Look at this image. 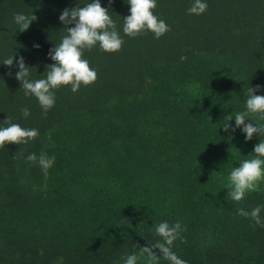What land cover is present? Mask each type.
<instances>
[{
    "label": "trees",
    "instance_id": "obj_1",
    "mask_svg": "<svg viewBox=\"0 0 264 264\" xmlns=\"http://www.w3.org/2000/svg\"><path fill=\"white\" fill-rule=\"evenodd\" d=\"M90 2L0 0V128L8 126V119L39 132L28 144L0 148V264H124L139 245L160 240L154 229L165 221L157 214L122 211L113 192L93 180L92 171L101 165L132 182L140 170L176 168L204 135L202 122L234 126L235 113L246 110L248 88L260 85L254 94L264 96V0H202L208 8L200 15L187 11L194 0H156L153 14L170 27L159 39L150 31L125 35L127 0L111 5L100 0L124 43L115 53L98 45L85 50L96 81L76 92L70 85L54 90L55 104L43 115L38 100L25 96L15 79L16 60L24 57L29 79L46 78L48 65L55 63L49 50L61 43L67 27H74L63 25L60 13ZM17 13L36 20L21 32L14 22ZM9 56L11 68L2 63ZM176 98L190 120L182 113L163 116L175 110ZM205 99H211L210 106ZM24 107L28 117L21 113ZM228 116L233 119L227 121ZM235 132L244 138L240 129ZM32 153L55 156L41 179L34 175L38 163L26 159ZM87 184L86 193L75 192ZM260 189L257 198L247 201L253 195L248 192L240 203L246 211L261 206L264 220V184ZM200 220L178 221L186 226L181 232L185 242L175 241L172 251L182 259L264 264V245L254 247L264 227L230 209L220 210L211 227ZM159 264L169 262L161 257Z\"/></svg>",
    "mask_w": 264,
    "mask_h": 264
},
{
    "label": "clouds",
    "instance_id": "obj_2",
    "mask_svg": "<svg viewBox=\"0 0 264 264\" xmlns=\"http://www.w3.org/2000/svg\"><path fill=\"white\" fill-rule=\"evenodd\" d=\"M112 0H109L111 5ZM130 5V14L123 18L122 31L129 37H136L146 32H151L154 38L159 39L165 33L170 31V27L153 14L156 8V0H127ZM208 8L207 3L202 0H194L191 7L187 9L189 14L200 15ZM59 21L67 26L74 24V27H67V35L62 38L61 43L50 49L48 56L55 61L48 65L49 70L46 78L37 80L29 79V67L26 66L24 57L20 56L16 60L18 71L15 73V79L20 82L25 96H34L41 108L43 115H47L49 109L55 104L54 90L61 86H71V90L76 92L81 85L88 86L97 79V73L89 66L86 59L83 58L85 50H91L97 45L100 50L107 53L118 52L124 41L116 28V22L109 15V9L102 7L100 0H91L85 6L64 9L58 17ZM36 16H27L17 13L14 16V22L19 26V31L27 30ZM39 48L38 44L33 45ZM5 66L11 68L13 65V56H9L2 62ZM9 75H12L9 72ZM260 85L249 87L247 90L248 98L246 100V110L235 114V126L229 123L222 125L224 131L229 130L234 133L237 128L245 134V140H251L254 133L264 135V125L256 122L258 117L264 120V96L255 95L260 89ZM24 117L30 115L27 107L21 109ZM246 118H251L253 123H245ZM232 116L227 117V121L232 120ZM8 126L0 128V148L5 147L7 143L28 144L38 137L37 129H27L19 124L5 121ZM253 158L243 160L238 167H234L229 176L225 188L227 195L232 201L239 202L244 199L248 192L260 191V182L264 181V141H260L254 146ZM27 161L38 163L41 169L47 173L55 161V156L48 157L41 153L39 157L35 153L26 157ZM261 206H256L251 211L243 208L237 210V215L250 218L254 226L264 227V220L261 219ZM186 226L182 227L179 222L169 225L168 222H161L155 226L154 232L160 237V240L151 245L140 246L139 252L127 255L124 258V264H138V261L144 259V264H159L162 257L169 264H187V262L178 257L172 251V246L178 239L184 243L181 236L182 231H186ZM158 250V251H157Z\"/></svg>",
    "mask_w": 264,
    "mask_h": 264
},
{
    "label": "rangeland",
    "instance_id": "obj_3",
    "mask_svg": "<svg viewBox=\"0 0 264 264\" xmlns=\"http://www.w3.org/2000/svg\"><path fill=\"white\" fill-rule=\"evenodd\" d=\"M210 106L211 99H205ZM175 99V110L166 112L163 116H174L182 113L185 120H190L188 109L177 104ZM241 108L238 105L239 109ZM187 110V112L185 111ZM245 111V110H244ZM243 112V110H242ZM240 113L236 112L235 114ZM249 122L255 125L251 118ZM256 122L264 125V120L256 118ZM204 125V135L197 137L196 141L189 149L187 162H183L176 168L150 169V172L143 170L135 173L134 180L120 179L111 174L107 168L99 165V170H93L95 181L103 187L109 188L122 204V211H129L134 215H150L172 224L182 218L190 220L192 223L196 218L202 220L201 223L211 227L216 221V214L222 209H230L237 213L243 208L242 202L232 201L227 195L225 185L228 176L234 167H238L245 159L253 158V149L260 141H264V135L254 133L251 140H245L236 132L224 131L223 127L210 122H202ZM246 123V120H245ZM223 125V124H222ZM235 126V124H234ZM240 128H237L238 130ZM247 144L248 149L243 145ZM39 172L34 171V175L39 179L45 173L40 166ZM264 181L260 182L263 185ZM80 187V188H79ZM76 187L75 192L86 193L87 185ZM259 196L258 192L246 198L247 201ZM259 244L264 245V237ZM179 258H181L178 255ZM182 259V258H181ZM184 260V259H183ZM187 264H192L190 260H185Z\"/></svg>",
    "mask_w": 264,
    "mask_h": 264
}]
</instances>
